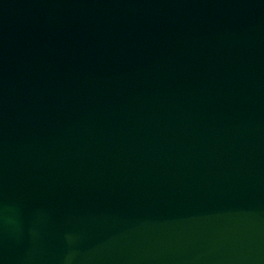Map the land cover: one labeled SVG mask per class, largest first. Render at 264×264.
I'll return each instance as SVG.
<instances>
[{
	"label": "water",
	"instance_id": "95a60500",
	"mask_svg": "<svg viewBox=\"0 0 264 264\" xmlns=\"http://www.w3.org/2000/svg\"><path fill=\"white\" fill-rule=\"evenodd\" d=\"M0 264H264V0H0Z\"/></svg>",
	"mask_w": 264,
	"mask_h": 264
}]
</instances>
